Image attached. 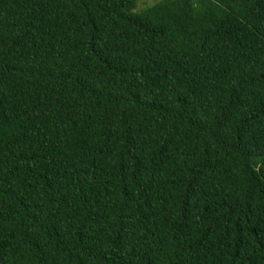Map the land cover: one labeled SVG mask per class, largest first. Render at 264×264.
<instances>
[{
  "label": "trees",
  "instance_id": "trees-1",
  "mask_svg": "<svg viewBox=\"0 0 264 264\" xmlns=\"http://www.w3.org/2000/svg\"><path fill=\"white\" fill-rule=\"evenodd\" d=\"M0 0V264H264V0Z\"/></svg>",
  "mask_w": 264,
  "mask_h": 264
},
{
  "label": "rangeland",
  "instance_id": "rangeland-1",
  "mask_svg": "<svg viewBox=\"0 0 264 264\" xmlns=\"http://www.w3.org/2000/svg\"><path fill=\"white\" fill-rule=\"evenodd\" d=\"M158 0H135L133 11H139L141 8L148 6Z\"/></svg>",
  "mask_w": 264,
  "mask_h": 264
}]
</instances>
